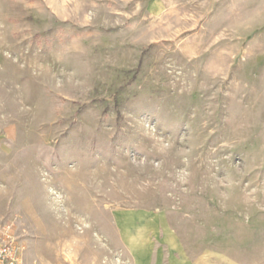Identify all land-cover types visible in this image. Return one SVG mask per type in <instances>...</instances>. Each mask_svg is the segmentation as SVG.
Masks as SVG:
<instances>
[{
	"label": "rangeland",
	"instance_id": "obj_1",
	"mask_svg": "<svg viewBox=\"0 0 264 264\" xmlns=\"http://www.w3.org/2000/svg\"><path fill=\"white\" fill-rule=\"evenodd\" d=\"M22 264H264V0H0V241Z\"/></svg>",
	"mask_w": 264,
	"mask_h": 264
},
{
	"label": "built area",
	"instance_id": "obj_2",
	"mask_svg": "<svg viewBox=\"0 0 264 264\" xmlns=\"http://www.w3.org/2000/svg\"><path fill=\"white\" fill-rule=\"evenodd\" d=\"M2 238L0 241V264H22V247L7 233H3Z\"/></svg>",
	"mask_w": 264,
	"mask_h": 264
}]
</instances>
